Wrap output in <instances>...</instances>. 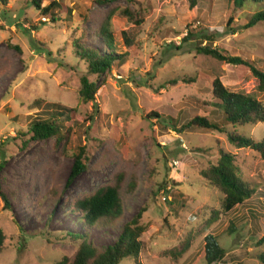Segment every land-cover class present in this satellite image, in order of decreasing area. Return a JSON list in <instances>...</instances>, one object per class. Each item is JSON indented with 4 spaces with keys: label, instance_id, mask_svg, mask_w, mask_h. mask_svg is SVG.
Here are the masks:
<instances>
[{
    "label": "rangeland",
    "instance_id": "374dc122",
    "mask_svg": "<svg viewBox=\"0 0 264 264\" xmlns=\"http://www.w3.org/2000/svg\"><path fill=\"white\" fill-rule=\"evenodd\" d=\"M53 1L60 6L44 14L42 8ZM41 4L38 8L32 0H0V143L9 142L0 179L2 190L13 196L14 208L4 210L0 197V228L6 235L0 264H55L74 256L77 246L67 231H84L81 213L74 209L76 200L115 184L120 171L126 173L120 190L124 218L115 229H89L100 247L114 243L123 225L146 207L144 264H207L209 234L227 252L216 264H264V244H258L264 235V157L237 148L216 130L173 128V123L181 128L196 115L222 121L213 94L216 77L232 90L264 100L249 68L228 65L196 49L198 36L214 33L213 47L264 71V23L245 28L264 3L244 9L224 0H199L196 6L192 0ZM111 11L119 49L128 55L105 75H89L99 85V112L91 121L94 102H79L87 64L76 55L75 41L104 48L94 33ZM191 30L195 36L184 41ZM123 32L135 38L134 46L124 44ZM55 103L77 108L70 142L31 140L21 148L19 131L45 111H54L49 105ZM153 111L160 117L151 116ZM227 128L264 139L262 122ZM219 146L238 156L244 179L257 188L251 199L228 213L222 209L224 194L201 175L218 161ZM80 147L87 148L88 166L71 178ZM132 177L138 179L134 193L129 192ZM188 239L186 252H171ZM118 264L136 263L127 257Z\"/></svg>",
    "mask_w": 264,
    "mask_h": 264
},
{
    "label": "trees",
    "instance_id": "16d2710c",
    "mask_svg": "<svg viewBox=\"0 0 264 264\" xmlns=\"http://www.w3.org/2000/svg\"><path fill=\"white\" fill-rule=\"evenodd\" d=\"M42 0H32L36 7L42 8ZM229 5L235 8L244 9L248 5L264 3V0H224ZM199 0H192V5L196 6ZM60 6L59 1H53L46 7L42 8L44 14H50L54 8ZM114 12H109L101 26L95 31L94 35L98 37L104 46L99 48L95 46H86L81 40L75 41L76 55L84 60L87 64V74L81 78V88L79 94V102L88 104L94 102V113L89 116V120H94L95 114L98 113L97 91L99 85L90 80L89 75L103 76L110 71L113 66L123 64L128 55V51L120 50L116 36L112 29V18ZM55 20V18H53ZM232 21V19H231ZM230 21V22H231ZM260 23H264V7L257 10L249 19L245 28L254 27ZM123 41L127 47H132L135 44V38L130 33L123 32ZM195 36L191 30L188 31L183 38L187 41L189 38ZM200 37V38H199ZM196 49L199 54L211 56L221 62L233 66H245L250 69L252 75L256 78V91L258 94H264V71L254 65L248 59L241 56L227 54L217 47H213L216 35L214 33L204 34L198 36ZM203 41L209 42L205 46ZM195 82L196 79H190ZM175 83V81H173ZM213 94L217 101L216 107L222 115L221 122H215L208 117L196 115L188 124L182 125L178 128L173 123V128L178 132H183L188 128H199L209 131H218L224 133L228 141L234 144L237 148L249 149L259 153L264 157V139L257 141L252 137L239 133L238 131H231L227 127L233 126L235 128L243 127L245 125L264 123V100L257 97V94L248 93L244 90H232L227 87L223 81L216 77L213 81ZM54 107V111H45L44 115L35 117L28 129L20 130L19 135L22 137V147L26 148L28 143L33 141H44L55 138L57 144L64 141L66 144L70 142L73 136L74 127L73 121L77 108L66 107L61 104H50ZM151 116L160 117L156 111L151 113ZM16 138V137H15ZM15 138L13 140H15ZM9 142L0 143V173L6 162V147ZM86 147H80L75 154V162L71 170V178L78 176L86 168V160L88 161ZM219 158L218 161L207 169L201 171V175L208 180V182L217 187L223 194L224 200L222 203L223 212H230L235 207L245 204L257 192L256 187L246 181L237 164L238 156L232 152L226 151L221 146L218 147ZM126 177L124 171H120L115 176V184L106 185L98 188L94 193L77 199L74 209L81 213L80 222L84 231H67V237L74 242L77 250L74 256H64L62 259L55 262V264H118L121 260L127 257L135 259L136 264H144L141 259V251L143 248L142 237L145 234L146 226L142 223L146 207H143L139 212L128 220L120 230V234L114 243L105 247L97 245L91 236L90 228L94 226H104L115 229L118 222L124 218V201L121 197V187ZM138 188V179L132 177L129 183V192L134 193ZM11 196V197H10ZM0 197L4 202V210L13 211L12 194L5 193L2 190L0 179ZM219 213L216 212V215ZM215 218V217H214ZM217 218V216H216ZM16 224H19L15 220ZM22 229V228H21ZM229 231L234 233L236 227L232 224ZM205 258L207 264H216L223 260L227 254L217 238L209 234L206 236ZM6 235L3 229L0 228V255L5 249ZM259 246L264 244V235L258 241ZM190 239L185 241L180 248H175L171 251L174 255H180L188 250L190 247ZM261 261L264 262V254L260 256Z\"/></svg>",
    "mask_w": 264,
    "mask_h": 264
}]
</instances>
